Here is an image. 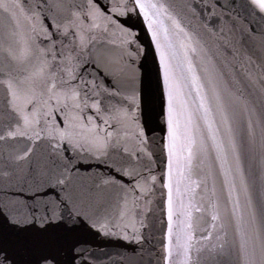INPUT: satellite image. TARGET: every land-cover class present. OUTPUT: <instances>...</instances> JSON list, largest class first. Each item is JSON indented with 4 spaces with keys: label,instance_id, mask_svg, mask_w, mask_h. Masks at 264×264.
<instances>
[{
    "label": "snow or ice",
    "instance_id": "snow-or-ice-1",
    "mask_svg": "<svg viewBox=\"0 0 264 264\" xmlns=\"http://www.w3.org/2000/svg\"><path fill=\"white\" fill-rule=\"evenodd\" d=\"M0 264H264V0H0Z\"/></svg>",
    "mask_w": 264,
    "mask_h": 264
}]
</instances>
